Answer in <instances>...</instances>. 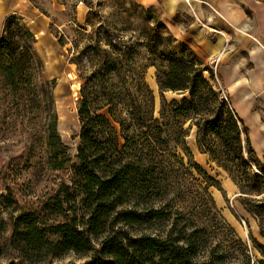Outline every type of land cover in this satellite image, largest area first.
Returning <instances> with one entry per match:
<instances>
[{
	"label": "trees",
	"instance_id": "obj_1",
	"mask_svg": "<svg viewBox=\"0 0 264 264\" xmlns=\"http://www.w3.org/2000/svg\"><path fill=\"white\" fill-rule=\"evenodd\" d=\"M101 35L112 39L108 27ZM33 45L34 36L20 16L4 19L0 91L35 105L43 115V154L52 187L35 203L18 204L10 192L0 195V238L8 235L11 247L28 263L72 253L90 256L66 264H264V165L252 159L247 128L203 77L204 71L211 75L209 69L194 63L181 67L176 60L167 69L156 67L162 102L164 92L188 93L180 102L163 103L156 119L142 68L131 59L135 49L124 51L109 43V55L81 77L80 132L71 160L57 131L55 83L40 79L42 64ZM183 116L196 127L199 149L227 173L240 206L256 222L263 243L251 240L259 258L227 224L229 244L220 251L211 248L210 232L170 189L173 163L191 173L162 138L163 121ZM178 132L186 136L181 127ZM207 134L219 139V153ZM210 186L201 190L212 202Z\"/></svg>",
	"mask_w": 264,
	"mask_h": 264
},
{
	"label": "rangeland",
	"instance_id": "obj_2",
	"mask_svg": "<svg viewBox=\"0 0 264 264\" xmlns=\"http://www.w3.org/2000/svg\"><path fill=\"white\" fill-rule=\"evenodd\" d=\"M242 6L246 14L247 34L253 32L254 39L258 41H253L259 47L257 61L249 49L239 53L238 57L237 54L232 57L236 50L232 37L226 33L218 34L226 38L220 56L217 51L213 53L215 38L207 34L211 30L202 32L199 30L201 27H193L192 14L182 9H174L167 20L163 3L148 8L137 0H0V31L6 17L17 15L33 34V48L42 64L40 79L55 83L53 100L57 131L71 160H74L80 132L77 108L80 87L84 83L81 77L89 76L97 59L102 61L104 55H109L110 45H113L124 51H130L128 46L135 49L132 48L135 55L131 59L142 68L143 80L153 96V117L156 119L160 117L163 103L169 105L173 100L180 102L183 97H188L187 92L167 91L163 94L162 102L155 79L156 67L167 69L176 60L181 67H190L194 63L209 69L211 75L204 71L203 77L216 92H220L226 106L247 128L252 159L264 165V0H247ZM172 23L180 26L183 34L171 33L169 28ZM107 27L112 39H103L101 35ZM204 44L211 51H201L199 48H203ZM89 45L91 50L85 51ZM210 52L212 55H209ZM260 61L263 65L258 63ZM225 62L240 64L238 67H228L229 71L238 72L236 80L221 81L217 78L218 67ZM151 71L156 93L149 86ZM125 77H130V74ZM18 98L5 97L4 92L0 91V195L10 192L12 199L22 205L37 202L52 187V183L47 181L48 169L43 154V115L35 105L23 99L21 102ZM163 122L167 127L162 138L191 173L189 175L181 165L173 163L170 189L174 188L183 197L197 215L199 223L210 232L211 248L220 251L229 244L231 236L227 224L259 258L251 240L263 243L256 222L244 212L237 197H234L238 196V192L227 173L211 161L208 153H202L199 149L196 127H190L188 116L169 118ZM179 127L186 132L185 137L178 132ZM207 138L219 153L222 149L219 139L210 134H207ZM241 139L243 145V136ZM30 153L32 158L29 160ZM243 153L246 157L245 144ZM224 157L219 156L220 159ZM249 164L252 165V162L249 161ZM216 175L229 182L227 190L215 179ZM208 183L211 184L208 193L213 205L201 190ZM215 193L221 202L220 206H217L211 195ZM0 202H3V196ZM1 208H4V204ZM223 213H229L232 222ZM237 226L242 228L243 235ZM7 238L8 235L0 238V264L9 261L16 264L81 263L90 256L79 257L69 253L58 259L48 257L28 263L11 247Z\"/></svg>",
	"mask_w": 264,
	"mask_h": 264
},
{
	"label": "crops",
	"instance_id": "obj_3",
	"mask_svg": "<svg viewBox=\"0 0 264 264\" xmlns=\"http://www.w3.org/2000/svg\"><path fill=\"white\" fill-rule=\"evenodd\" d=\"M137 1L141 5L146 6L148 8L154 6L157 3H163V7L166 11L165 16L167 17V20H169L172 16L169 12H167V8H169L168 2L170 0ZM179 2H181V0H179ZM246 2L247 0H190L189 2L185 1V3H189L192 6V12L186 10L185 7H176L175 9L186 10L187 12L192 14V17L194 18L192 23L193 27H201V29L199 30H201L202 32H205V29L211 30V33L207 34H209L212 38H215V44H212L213 53L217 51L216 53L217 55H219V53L222 51V48H224L223 41H226V38H223L222 36L220 37L218 34L222 35V33H226L228 34V36L232 37V43L234 45L233 48L236 50L232 57H235L236 54L238 57L239 53L247 51V49H249L250 52L252 51L254 53V58L257 61L258 59H256V57H258V55L256 52L259 50V47L253 44V41L256 42L257 40L254 39L253 32H251V34H247L249 33V31H247L246 14L242 6L243 3ZM169 31L174 35L180 34L181 32L183 34L184 32L183 30H181L180 26L173 23L170 25ZM207 42L212 43L210 42V40H207ZM203 46V48H199L200 46H197V48H199L204 53H207V50L211 51L209 49L210 47L206 46L205 44ZM209 55H212V53L210 52ZM222 56L223 54H221V57ZM258 63L260 65H263V62L261 61ZM239 65L240 64H237L236 62H225L221 64V66L218 67V70L216 72L217 78H219L221 81L236 80L238 72L231 70L229 71L228 67L233 68L238 67Z\"/></svg>",
	"mask_w": 264,
	"mask_h": 264
},
{
	"label": "bare ground",
	"instance_id": "obj_4",
	"mask_svg": "<svg viewBox=\"0 0 264 264\" xmlns=\"http://www.w3.org/2000/svg\"><path fill=\"white\" fill-rule=\"evenodd\" d=\"M185 1L189 2L190 0H181V2H179V0H170V1L168 2L169 13H171V12L173 11V9H175L176 7H185L186 10L192 12V10H193L192 6H191L189 3L186 4ZM178 3H179V4H178ZM149 74H150V76H149V77H150V79H149V81H150V85H149V86H150L151 89L154 90V93H156V85H155L154 80H153L152 77H151V76H152V71H151ZM215 179H217L218 182L222 185V187H224V188L227 190V187L229 186V182H228L225 178L217 177V175H216ZM228 190H230V188H228ZM230 191H231V190H230ZM211 195L214 197L217 206H220V205H221V202H220L218 196L216 195V193H215V194H211ZM223 215L226 217V219H227L229 222H232V217L230 216L229 213H223ZM237 228H238L239 233H240L241 235H243V230H242V228L239 227V226H237Z\"/></svg>",
	"mask_w": 264,
	"mask_h": 264
},
{
	"label": "water",
	"instance_id": "obj_5",
	"mask_svg": "<svg viewBox=\"0 0 264 264\" xmlns=\"http://www.w3.org/2000/svg\"><path fill=\"white\" fill-rule=\"evenodd\" d=\"M237 196V195H234V197Z\"/></svg>",
	"mask_w": 264,
	"mask_h": 264
}]
</instances>
